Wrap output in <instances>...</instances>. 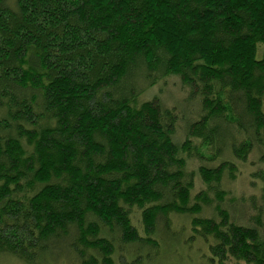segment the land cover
Listing matches in <instances>:
<instances>
[{
  "label": "trees",
  "instance_id": "16d2710c",
  "mask_svg": "<svg viewBox=\"0 0 264 264\" xmlns=\"http://www.w3.org/2000/svg\"><path fill=\"white\" fill-rule=\"evenodd\" d=\"M168 78L186 105L139 99ZM254 151L264 0H0V255L113 264L114 245L156 252L151 234L170 252L173 214L211 264H264V192L252 226L223 206Z\"/></svg>",
  "mask_w": 264,
  "mask_h": 264
},
{
  "label": "rangeland",
  "instance_id": "374dc122",
  "mask_svg": "<svg viewBox=\"0 0 264 264\" xmlns=\"http://www.w3.org/2000/svg\"><path fill=\"white\" fill-rule=\"evenodd\" d=\"M134 76L137 77L136 75ZM165 81L166 82L163 84L165 87L159 86L158 90L152 87L149 90L144 91V96L142 95L139 99L148 100L152 95H156L158 98L161 96L162 102L166 103L168 106L171 104L176 105L177 103L180 105H186L187 100L178 94V89H175L171 86V84L178 83L177 79L168 78V80ZM177 134L179 136V133ZM181 137L182 134H180L179 138ZM224 153L225 154L222 156V159H230L232 161L229 152L225 151ZM234 163L237 165L235 180L231 182L226 181L225 184H223L224 182L222 180V184L224 185L222 188L223 190L226 189L228 193L226 196H224L225 198L223 201V206L228 210L230 207V209H232L231 211L236 212V214L233 213L234 215H232L234 216L233 218L236 223L252 226V224L255 222L257 209H261L259 204L262 205L261 193L264 192V163L258 162V151H254L249 154L245 164L238 161H235ZM198 165H205V163H202L199 160L193 165L188 164L187 170L190 172L193 171L196 175V169ZM195 175L192 195L204 187L202 184H200V179L198 176ZM205 194L208 196L206 190ZM234 209L241 210L239 213H237V211ZM132 212V226L134 229H136L139 236L145 237L143 233L140 210L133 208ZM201 216L215 218L212 214H210V212H207L206 209H203ZM263 218L264 215L262 214V219ZM166 219L169 222L170 232L181 242L179 245L174 247L172 246L173 248L170 252H164V249L160 247L161 242L158 237L151 234L152 236L150 235L149 237L154 239L157 245L156 252H150L148 250H144V252L137 251L136 249H131L130 246L125 245L124 248H122L123 253L120 254L118 253V245H114V251L112 252L111 256L113 264H211L208 259L209 254L201 240L196 239L195 241H192L191 244H188V242L187 244L185 243L187 238L190 236V233H188L187 229H185L183 232L180 228L181 226H184V224L187 225L185 219L174 216L173 214L167 215ZM156 228L160 229V226H157ZM114 237L115 235H111L110 238L113 239ZM166 244L168 246L170 245L169 242H166ZM130 251L131 253L129 254ZM63 252H65L64 257L67 258L66 261L61 258L63 256ZM0 264L28 263H25L24 261L10 255H0ZM38 264H79V259L76 257V255L69 253L67 250L64 251L63 247L60 246L55 250L53 256L51 255L50 258L42 259Z\"/></svg>",
  "mask_w": 264,
  "mask_h": 264
},
{
  "label": "bare ground",
  "instance_id": "6f19581e",
  "mask_svg": "<svg viewBox=\"0 0 264 264\" xmlns=\"http://www.w3.org/2000/svg\"><path fill=\"white\" fill-rule=\"evenodd\" d=\"M31 261V260H30Z\"/></svg>",
  "mask_w": 264,
  "mask_h": 264
}]
</instances>
